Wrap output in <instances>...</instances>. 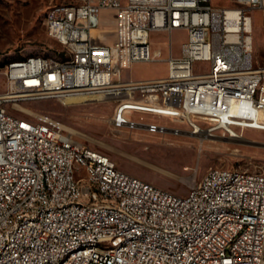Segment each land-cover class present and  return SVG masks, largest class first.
Listing matches in <instances>:
<instances>
[{
	"label": "built area",
	"instance_id": "1",
	"mask_svg": "<svg viewBox=\"0 0 264 264\" xmlns=\"http://www.w3.org/2000/svg\"><path fill=\"white\" fill-rule=\"evenodd\" d=\"M225 6L213 0H56L45 19L49 34L60 43L57 52L73 61L35 57L9 60L6 89L0 93V264H54L61 250L96 238L99 249L68 259L66 264H264V172L210 166L200 183L177 193L120 168L106 152L79 139L64 122L46 112L17 115L8 102L94 95L113 100L110 121L117 125L144 123L146 114L182 118L191 131L212 134L249 128L264 129V67L254 59L253 8L264 0H233ZM110 23L116 33L96 42L94 30ZM187 30L176 53L172 32ZM168 32V53L154 47V32ZM132 63L164 59L166 75L125 77L122 57ZM201 62V63H198ZM137 114V121H129ZM162 128V126H161ZM196 133V132H194ZM54 163L57 180H48ZM44 181L35 188V171ZM85 174L102 177L101 188L126 184L135 199L105 200ZM213 176V185H205ZM225 182L223 196L215 185ZM47 191L48 202L35 207V194ZM202 195L200 205H188ZM140 203L161 212V220L142 219ZM190 211V219L166 224L167 212ZM216 213L213 226L201 229L197 241L179 246V253L132 239L148 229L178 244L189 226Z\"/></svg>",
	"mask_w": 264,
	"mask_h": 264
},
{
	"label": "rangeland",
	"instance_id": "2",
	"mask_svg": "<svg viewBox=\"0 0 264 264\" xmlns=\"http://www.w3.org/2000/svg\"><path fill=\"white\" fill-rule=\"evenodd\" d=\"M56 0H0V93L6 89V63L30 53L61 56L60 43L46 28L50 4ZM218 5H233V0H213ZM254 59L264 67V8H253ZM116 29L107 22L94 30L96 42H109ZM187 37L184 28L172 32L174 51H180ZM168 32H154L152 43L167 55ZM201 63V62H198ZM125 77L145 78L166 75L164 59L132 63L126 51L122 57ZM94 95L62 100L48 98L8 102L13 113L32 117V112L49 113L71 128L84 142L108 153L117 165L177 193H186L210 166L259 170L264 172V129L249 128L240 137L224 132L209 134L191 131L180 117L146 114L162 128L144 123L117 125L110 121L113 100ZM137 121V114H129Z\"/></svg>",
	"mask_w": 264,
	"mask_h": 264
},
{
	"label": "bare ground",
	"instance_id": "3",
	"mask_svg": "<svg viewBox=\"0 0 264 264\" xmlns=\"http://www.w3.org/2000/svg\"><path fill=\"white\" fill-rule=\"evenodd\" d=\"M49 15L50 12L46 19H48ZM50 35L52 36V34ZM73 55H75V48H68V54H62L61 56L48 55V57H53L55 61H73ZM35 57H46V54H35ZM160 127V124L154 123V129H159ZM193 132L212 134L210 131L202 129ZM228 134L232 137H236V131H228ZM46 174L48 180H57L54 163H47ZM243 174L244 169L236 168V175ZM43 181L44 169H37V171H35V188H40ZM85 181L88 182L91 187L99 188V196L105 197V200H115L118 197L122 199H135L134 189L130 186H126V184H119V187L114 189L101 188L102 177L94 176L93 174H85ZM196 183H200V179ZM205 185H213V176H206ZM223 190H225V182H218V184L215 185V196H223ZM47 202V191H40L38 194H35V207H43ZM201 203L202 195H191L188 198V205H200ZM140 210H147V203H140ZM142 219L161 220V212L154 210L144 211L142 212ZM181 219H190V211L167 212L166 224H180ZM216 221V213L205 214V217L201 219V221H198V226H189L184 237L178 239V244H172L171 238L165 235H154V233L148 231V229H137V231L132 232V239L145 242L146 244H154L158 247L170 248V253H179V246H190L191 241H197V237H200L201 229H205L206 226H213ZM88 246L91 249H99V255H107V247H101V242H99L98 239L89 238L88 241H80L79 243L71 244L67 250H61L60 253L54 257V264H66L68 259H75L76 255L85 254L88 250Z\"/></svg>",
	"mask_w": 264,
	"mask_h": 264
},
{
	"label": "crops",
	"instance_id": "4",
	"mask_svg": "<svg viewBox=\"0 0 264 264\" xmlns=\"http://www.w3.org/2000/svg\"><path fill=\"white\" fill-rule=\"evenodd\" d=\"M178 29H181V28H178Z\"/></svg>",
	"mask_w": 264,
	"mask_h": 264
}]
</instances>
